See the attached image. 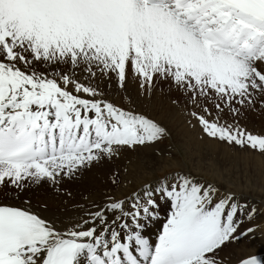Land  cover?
<instances>
[{"label": "snow or ice", "instance_id": "6c2138e0", "mask_svg": "<svg viewBox=\"0 0 264 264\" xmlns=\"http://www.w3.org/2000/svg\"><path fill=\"white\" fill-rule=\"evenodd\" d=\"M253 116L264 0H0V264H264Z\"/></svg>", "mask_w": 264, "mask_h": 264}, {"label": "rangeland", "instance_id": "374dc122", "mask_svg": "<svg viewBox=\"0 0 264 264\" xmlns=\"http://www.w3.org/2000/svg\"><path fill=\"white\" fill-rule=\"evenodd\" d=\"M248 126L252 128L254 131L257 130H264V117H251ZM258 128V129H257ZM184 134L183 129H176L174 130V135L177 139L180 138L181 135ZM240 170L239 174L232 176V182L233 186L238 189H242L246 186H249L252 193L258 195V197L261 199H264V173H251V172H243ZM253 174V175H252ZM237 177V178H236ZM259 177V178H258ZM252 181V182H251ZM259 202V201H258ZM254 240V251L255 254H259L264 256V228L260 229L256 233V238ZM250 240H242L237 245H234L233 248H238L242 244H250ZM248 244V246H249ZM248 248V247H246Z\"/></svg>", "mask_w": 264, "mask_h": 264}, {"label": "bare ground", "instance_id": "6f19581e", "mask_svg": "<svg viewBox=\"0 0 264 264\" xmlns=\"http://www.w3.org/2000/svg\"><path fill=\"white\" fill-rule=\"evenodd\" d=\"M258 129V128H257ZM258 131V130H257ZM117 163V165H121V164H123V163H125V161H123V160H120V161H117L116 162ZM133 164L135 165V166H137V167H139V165H140V160L139 159H134L133 160ZM112 165H108V166H106V168L107 167H111ZM106 170V169H105ZM242 170V169H241ZM103 171L104 170H100L99 172H97L96 174H94V175H89V176H87L86 177V180H85V182L86 183H92V182H94L95 180H97V179H100V178H102V176H103ZM243 172H245V170H243ZM246 175H247V173H246ZM253 175V174H252ZM237 178V177H236ZM259 178V177H258ZM252 182V181H251ZM242 189H245V190H248L249 191V189H250V187L249 186H247V188H246V186L244 187V188H242ZM252 189V188H251ZM250 189V190H251ZM250 192V195H252L254 198H255V200L258 202V201H260V198L258 197V195H256V194H254V192L252 193L251 191H249ZM250 242V244H249V246H248V244H242V245H240L238 248H233V252H234V255L235 256H243V255H246V254H255V251H254V240L252 239V240H250L249 241ZM246 247H248V248H246Z\"/></svg>", "mask_w": 264, "mask_h": 264}]
</instances>
